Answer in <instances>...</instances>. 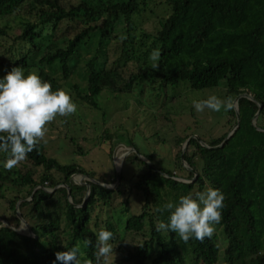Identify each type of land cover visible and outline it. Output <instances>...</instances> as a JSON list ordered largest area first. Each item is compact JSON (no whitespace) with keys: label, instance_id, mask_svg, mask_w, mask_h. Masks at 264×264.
<instances>
[{"label":"trees","instance_id":"1","mask_svg":"<svg viewBox=\"0 0 264 264\" xmlns=\"http://www.w3.org/2000/svg\"><path fill=\"white\" fill-rule=\"evenodd\" d=\"M148 2L0 0V70L7 72L16 66L24 71L35 70L53 91L62 90L63 84L46 69L57 66L61 79L68 80L79 47L97 34V47L84 68L85 92L73 85L76 98L94 110L102 111L98 99L104 91L127 94L144 85L156 92L181 84L194 91L220 86L225 99L234 101L247 93L255 101L238 98V124L226 141L231 126L236 124L234 107L226 111L229 129L216 137L209 133L193 137L197 126L191 123L192 112L187 113L184 119L191 124L176 132L174 145L179 150L169 161L170 166L154 170L153 164L135 153L128 156L127 161L141 169L132 184L142 205L138 214L129 215L121 223L122 230L114 216L106 219L103 226L91 224L93 210L107 205L116 191L88 182L83 203L86 187L73 183L71 176L80 174L92 179V173L76 163L60 164L47 157L42 143L25 159L43 168L40 176L20 166L12 170L0 166V199L11 211L14 223L0 226V264H53L55 253L73 246L81 249V264H103L104 259L96 258V234L101 229L115 233L113 250L119 264H264V0H160L169 12L152 33H143L145 38H151V50L144 52L141 59L133 52L131 31L133 16ZM9 19L18 21L20 32L7 44ZM116 20L123 23L122 36L112 34V21ZM67 22L76 23L70 32L64 28ZM57 33L63 35L55 38ZM110 41L116 45V56L108 63L106 47ZM156 49L162 55L153 69L147 58ZM163 96H167L166 91ZM258 104L261 107L252 124ZM112 137L107 132L101 136L110 141ZM187 140L188 147L182 152L181 143ZM149 155L144 157L151 161ZM5 159L6 155L0 153V165ZM50 171L62 175L63 185L47 192L45 181L49 189L58 185ZM177 171H185L191 181L176 180ZM119 177L121 182L125 180L122 172ZM207 188L219 189L225 197L218 225L224 247L219 246L214 235L203 241L192 238L184 242L173 232L156 230V225L166 223L170 215L163 210L164 205ZM17 203L31 237L15 231L20 223L15 213ZM126 209L127 206L122 210ZM123 232L138 234L142 240L126 248Z\"/></svg>","mask_w":264,"mask_h":264},{"label":"rangeland","instance_id":"2","mask_svg":"<svg viewBox=\"0 0 264 264\" xmlns=\"http://www.w3.org/2000/svg\"><path fill=\"white\" fill-rule=\"evenodd\" d=\"M169 8L160 0H149L148 4L142 8L139 14L133 16V52L143 59L144 52L151 50V38H145L144 32L152 33L158 26V22L168 14ZM7 24L11 28L9 37L6 39L7 44L12 42V38L19 31V23L17 20L9 19ZM64 26V25H63ZM76 27V23L67 22L64 28L72 30ZM112 34L122 36L123 23L121 21H112ZM63 34H55V38ZM65 35V34H64ZM97 34L86 40L79 47L71 63V74L68 80L61 79L58 67L47 68L46 70L55 76L59 82L63 84L62 90L66 91L78 106L75 114L66 117L57 116L47 125V133L44 138L43 153L57 160L60 164L76 163L78 166L92 173V179L86 178L80 174L71 176L73 183L95 182L106 188L116 191L111 195L107 205L97 206L91 213L92 222L103 226L106 219L116 217L120 222V230H122V222L131 214H138L142 205L140 194L134 188L132 181L134 176L140 172L136 163L131 164L127 161L131 154L139 159H143L147 164L158 167L169 165V161H173L179 147L174 145L177 137L176 132L183 125L196 124V133L193 137L197 138V133L207 135V133L216 137L229 129L230 125L225 124L226 111L213 112L205 109L204 112H196L193 107V101L206 99L211 95H216L221 99H225L223 88H212L201 91L191 90L187 84H181L175 88L167 87L166 95L163 96L164 90L158 89L157 92L151 87L144 85L141 90L137 88L132 93L116 94L104 91L98 103L102 111L94 110L86 104L79 101L73 91V85H76L80 92H85L86 73L85 64L89 57L94 53L97 47ZM60 45V43H59ZM62 45V44H61ZM115 43L110 41V45L106 47L107 58L105 62H112L116 56ZM150 61V56L147 58ZM130 65H134L129 63ZM6 69L0 70V77L4 76ZM25 74L36 73L35 70L24 71ZM156 87V85H154ZM157 94L158 96L156 97ZM233 105H234V101ZM192 112L193 119L191 123L185 120L187 113ZM172 121H174L172 124ZM234 127L231 126V129ZM230 129V130H231ZM103 132L111 135L112 139L103 140L101 138ZM130 141L136 149L131 146ZM114 144V146L112 145ZM188 141L181 143L180 149H187ZM204 144V143H203ZM111 145L113 151L108 155ZM151 155V161L144 157ZM149 155V156H150ZM183 165L188 168L187 164ZM18 166L23 169H29L35 177L42 174L41 166H32L26 160L22 161ZM138 169V170H137ZM120 172H122L124 181L120 180ZM175 177L178 181L189 182L185 171H177ZM49 174L57 181L58 188L63 185L62 175L55 171ZM118 177V179H117ZM133 178V179H131ZM135 182V180H134ZM47 181L43 183L47 192L49 189ZM36 188V187H35ZM34 188V189H35ZM33 189V190H34ZM208 189V188H207ZM88 193L86 190L85 195ZM125 205V206H124ZM127 206L126 211L122 209ZM0 226L9 224L13 226L11 211L7 210L4 201L0 199ZM16 216L20 219L16 230L20 233L26 232L25 221L21 218L18 203L16 205ZM21 220H23L21 222ZM27 224V222L25 221ZM217 243L220 247L225 246L224 237L221 229L217 225L214 233ZM142 240V236L133 233L123 232V241L126 248H131ZM113 254L104 260L103 264H119L118 256L113 250ZM221 264V263H218Z\"/></svg>","mask_w":264,"mask_h":264},{"label":"clouds","instance_id":"3","mask_svg":"<svg viewBox=\"0 0 264 264\" xmlns=\"http://www.w3.org/2000/svg\"><path fill=\"white\" fill-rule=\"evenodd\" d=\"M161 55L159 49L153 50L150 54L149 66L153 69L157 68ZM193 107L196 112H204L205 109L213 112H219L222 109L228 111L233 108V102L231 98L221 99L211 95L206 99L193 101ZM77 111V104L66 91L59 89L53 91L51 84L44 81L38 73L25 74L20 67L11 68L0 77V153L6 155V159L0 166L5 170H12L18 166L29 153L37 150L38 146L45 142L49 122L57 116L66 117ZM87 195L88 193L84 196L83 203ZM67 197L70 201L69 195ZM224 199V194L215 188L197 192L194 196L192 194L181 196L177 203L168 202L164 205L163 210L169 211L170 215L166 223L162 221L156 225V230L173 232L184 242L192 238L200 241L206 238L211 239L216 226L222 220ZM4 226L10 227L9 224ZM15 231L20 233L16 229ZM25 233L27 237L33 236L32 232ZM115 239V233L107 229H101L96 234L97 260H106L114 253ZM80 253L79 246L57 252L53 264L57 262L81 264Z\"/></svg>","mask_w":264,"mask_h":264},{"label":"water","instance_id":"4","mask_svg":"<svg viewBox=\"0 0 264 264\" xmlns=\"http://www.w3.org/2000/svg\"><path fill=\"white\" fill-rule=\"evenodd\" d=\"M240 97H246V98H249L250 100H252V101H255V99L250 95V94H247V93H245V94H241V95H239V96H237L236 98H235V100H234V105H233V107H234V111H235V116H236V124L234 125V127L229 131V133L227 134V136L225 137V140L224 141H226V139L232 134V132L235 130V128L237 127V124H238V108H237V100H238V98H240ZM260 104H258V111L256 112V114L253 116V118H252V124H255V119H256V117H257V115H258V113H259V109H260ZM189 140V139H188ZM187 140V141H188ZM223 141V142H224ZM154 170H156L155 168H154ZM117 179H118V177H117ZM83 185H85L86 186V188H87V190L89 189V184H83ZM67 192H68V195H69V190H67ZM23 220H21V222H22ZM23 223L25 224V226H26V231L29 233V234H31V230H30V228L28 227V225L25 223V221H23ZM18 233V232H17ZM19 234H21V235H23V236H27V234L26 233H19Z\"/></svg>","mask_w":264,"mask_h":264}]
</instances>
